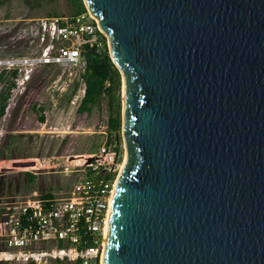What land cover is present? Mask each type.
<instances>
[{
	"label": "water",
	"instance_id": "95a60500",
	"mask_svg": "<svg viewBox=\"0 0 264 264\" xmlns=\"http://www.w3.org/2000/svg\"><path fill=\"white\" fill-rule=\"evenodd\" d=\"M82 1L123 78L101 264H264V0Z\"/></svg>",
	"mask_w": 264,
	"mask_h": 264
},
{
	"label": "built area",
	"instance_id": "2783aa9c",
	"mask_svg": "<svg viewBox=\"0 0 264 264\" xmlns=\"http://www.w3.org/2000/svg\"><path fill=\"white\" fill-rule=\"evenodd\" d=\"M8 21L0 20V41L9 37L13 46L37 52L0 58L3 78L15 72L27 81L34 70L44 67H78L83 74L89 53H101L108 46L87 10L78 15L17 20L15 26L3 30L1 24ZM19 25V33L11 37ZM98 133L104 140L97 152L65 154L63 165L53 162L56 157L42 161L46 170L58 166L63 177H75L70 185L58 184L53 191L28 197L0 194V264H101L112 191L125 154L113 134L104 129ZM3 162L0 174L5 171ZM32 163L25 173L32 174L41 164L37 159Z\"/></svg>",
	"mask_w": 264,
	"mask_h": 264
},
{
	"label": "rangeland",
	"instance_id": "374dc122",
	"mask_svg": "<svg viewBox=\"0 0 264 264\" xmlns=\"http://www.w3.org/2000/svg\"><path fill=\"white\" fill-rule=\"evenodd\" d=\"M72 14L68 0H4L0 6V20H9L1 24L3 30L15 26L13 22L17 20L21 22ZM21 28L22 25H19L11 37ZM8 38L0 41V58L37 52L21 45L13 46ZM107 52L109 55V42ZM119 74L121 126L119 134L112 136L118 137L120 148L126 156L122 136L123 78L121 72ZM81 75L82 69L78 67H44L34 70L27 81L21 80V76L3 78L0 92L9 82H14L15 88L10 91L5 114L0 118V161H5L2 163L5 171L0 174V194L28 197L33 193L53 191L58 184L70 185L76 181L75 177H63L58 166L54 171L46 170L42 161L56 157L57 161L53 162L63 165L65 154L97 152L104 140V135L98 132L103 129L107 134L109 132L107 100L103 98L89 115H78L77 108L84 91ZM40 109L42 112H37ZM40 115L44 118L43 122L39 121ZM36 159L41 164L32 174L30 171L25 173L31 170L27 169L29 167H13L15 162L29 163ZM27 174L34 176L32 183L27 181Z\"/></svg>",
	"mask_w": 264,
	"mask_h": 264
},
{
	"label": "trees",
	"instance_id": "16d2710c",
	"mask_svg": "<svg viewBox=\"0 0 264 264\" xmlns=\"http://www.w3.org/2000/svg\"><path fill=\"white\" fill-rule=\"evenodd\" d=\"M68 1L73 10L72 15H78L86 12V8L82 0ZM3 3L4 0L0 1V6ZM53 15L57 16V14ZM12 76L16 77L17 73H12ZM81 79L84 85V92L77 108L78 115H89L93 107L99 104V102L103 98H105L107 100L108 110V130L111 134H119L121 126V108L119 99L121 78L119 71L115 68L108 55L107 47L105 45L103 52L97 53L95 50H92L89 53V59L84 73L81 75ZM2 81L3 74L0 75V83ZM14 88L15 83L9 82L5 90L0 92V118H2L5 114V109L10 96V91ZM37 112H42V109ZM39 121H44L42 115H40ZM115 138L118 140V137ZM26 177L29 183H32L34 181V176L27 174Z\"/></svg>",
	"mask_w": 264,
	"mask_h": 264
},
{
	"label": "bare ground",
	"instance_id": "6f19581e",
	"mask_svg": "<svg viewBox=\"0 0 264 264\" xmlns=\"http://www.w3.org/2000/svg\"><path fill=\"white\" fill-rule=\"evenodd\" d=\"M125 158H126V156H125ZM124 162H125V160H124ZM123 165H124V163H123ZM123 165H122V167H123ZM122 167H121V168H122ZM120 171H121V170H120ZM103 245H104V244H103ZM102 256H103V255H102ZM101 263H102V260H101Z\"/></svg>",
	"mask_w": 264,
	"mask_h": 264
}]
</instances>
